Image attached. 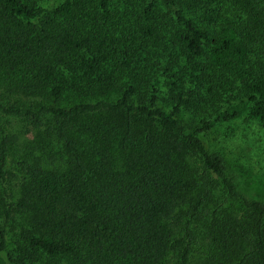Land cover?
<instances>
[{"label":"trees","instance_id":"obj_1","mask_svg":"<svg viewBox=\"0 0 264 264\" xmlns=\"http://www.w3.org/2000/svg\"><path fill=\"white\" fill-rule=\"evenodd\" d=\"M111 2L63 0L46 11L38 0H0V117L20 119L58 153L49 165L24 158L8 171L11 135L0 137V183L16 177L0 193V259L29 264L42 251L68 264H192L200 243L198 264H264V201L239 189L225 154L200 136L244 114L264 121V0L144 6L143 41L161 38L160 2L183 26L182 52L206 55L194 67L205 101L239 93L195 124L176 115L181 104L202 106L181 90L166 110L156 80L147 101H135L136 87L106 71L118 43L109 22L122 20ZM224 3L234 15L209 8ZM185 8L202 9L215 28L198 26ZM66 91L73 99L65 105Z\"/></svg>","mask_w":264,"mask_h":264},{"label":"rangeland","instance_id":"obj_2","mask_svg":"<svg viewBox=\"0 0 264 264\" xmlns=\"http://www.w3.org/2000/svg\"><path fill=\"white\" fill-rule=\"evenodd\" d=\"M63 0H38L39 6L46 10H52ZM149 0H112L110 8L119 15L122 20L113 23L112 35L117 39L111 50V57L105 63L107 72L113 71L119 76L122 84L132 83L136 87L134 100L145 98L147 101L150 83L157 81L155 89L157 105L168 110L172 106V93L181 90L183 98L193 100L200 109L191 105L181 104L176 115L189 124L197 123L201 118L212 116L216 107L236 101L239 93L236 91L221 93L220 98H215L213 106L204 99L210 95L207 84L203 78H196L198 74L194 67L197 63H203L206 55L190 58L182 52L179 35L183 34V26L176 21L172 12H167L165 6L157 2L154 7L159 12L167 13L166 26L163 27L161 38L156 42H145L141 33L137 30L138 23L142 21L141 15L144 6ZM223 10L224 14L234 15V7L227 3L210 5L209 8ZM185 15L191 18L198 26L214 29L215 25H207L203 18V10L200 8L184 9ZM115 49V50H114ZM205 53L208 48L205 47ZM127 60L129 65H123ZM66 77V72H60ZM70 91L65 92L63 104H68L73 98ZM0 126L5 128L2 135H11V143L8 145L7 160L8 171H19L18 162L24 158L28 162H39L41 165H49L56 161L58 153L56 147L48 145V140L42 141L37 130L27 128L25 123L13 116H1ZM206 149L221 150L225 154L229 171L235 175L239 189L246 195L264 201V121H254L245 114L225 123H219L209 130L200 132ZM260 143V152H252ZM51 155L53 157H51ZM231 166V167H230ZM16 177H10V183H0V193L5 196L3 187L13 184ZM16 230V229H15ZM19 231V230H16ZM203 254L202 244H197L193 252L192 264H198ZM198 261V262H197ZM66 258L49 256L45 252L38 251V256L29 264H68ZM4 264V260L0 259Z\"/></svg>","mask_w":264,"mask_h":264}]
</instances>
